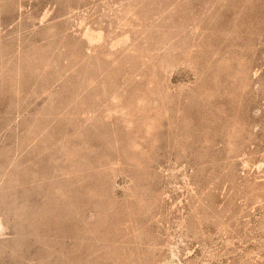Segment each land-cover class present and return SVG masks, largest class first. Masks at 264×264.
<instances>
[{"label": "rangeland", "instance_id": "rangeland-1", "mask_svg": "<svg viewBox=\"0 0 264 264\" xmlns=\"http://www.w3.org/2000/svg\"><path fill=\"white\" fill-rule=\"evenodd\" d=\"M0 264H264V0H0Z\"/></svg>", "mask_w": 264, "mask_h": 264}]
</instances>
